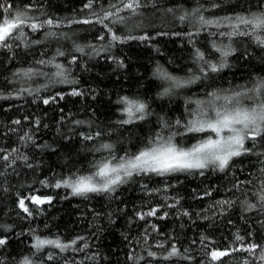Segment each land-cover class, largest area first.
I'll use <instances>...</instances> for the list:
<instances>
[{
  "label": "trees",
  "instance_id": "1",
  "mask_svg": "<svg viewBox=\"0 0 264 264\" xmlns=\"http://www.w3.org/2000/svg\"><path fill=\"white\" fill-rule=\"evenodd\" d=\"M0 3L12 5L11 13L0 12V21L26 10L37 23L54 22L36 31L25 25L24 35L9 41L11 48H0V239L6 240L0 246V264H19L24 257L32 264H264L260 138L246 140L252 150L233 157L223 171L209 166L164 176L134 174L111 191L83 196L54 187L57 181L90 174L110 151L117 157L136 152L161 130L163 120L173 124L187 120V110L196 107L190 100L207 99L212 91H244L264 79V45L249 36L219 35L232 29L201 26L198 16L191 15L200 7L199 15L213 20L247 16L264 12V0H144L136 14L119 13L122 22L106 20L111 33L96 18L114 12L110 5L119 6V0H93L91 8H85L88 0ZM186 14L190 15L181 21ZM86 19L92 22H80ZM244 30L251 31L241 26ZM113 34L121 40L113 41ZM217 49L229 55L222 56ZM197 50L204 53L203 60H197ZM41 60L51 63H37ZM204 61L224 67L205 76ZM158 66L184 79L202 78L161 96L167 85L155 75ZM28 68L37 74H18ZM122 97L145 102L150 114L122 124L128 118ZM243 103L252 101L245 98ZM17 120L19 124L14 123ZM96 133L101 135L84 139ZM192 136L177 140L191 145ZM104 143L113 149L97 152ZM33 195L51 200L36 205L26 199L29 216L19 200ZM152 209L155 215L141 219ZM35 236L59 237L70 247L61 251L45 245L38 251L32 247ZM253 243L259 247L252 252L234 250ZM173 246L179 255L165 259ZM212 250L228 254L212 261ZM149 252L157 255L150 257Z\"/></svg>",
  "mask_w": 264,
  "mask_h": 264
},
{
  "label": "snow or ice",
  "instance_id": "2",
  "mask_svg": "<svg viewBox=\"0 0 264 264\" xmlns=\"http://www.w3.org/2000/svg\"><path fill=\"white\" fill-rule=\"evenodd\" d=\"M144 0H119V6L116 4L110 5L111 8H115V11H105L102 16H97L96 22L103 25L108 32H112V29L105 24V21L111 18L113 22H122L123 16L119 13L123 11H130L132 14H136L143 5ZM93 0H88L85 8H91ZM217 7L215 3L212 5ZM26 9H30L31 5L25 6ZM171 11V9H169ZM202 11L200 7L193 9L191 15L198 16V23L201 26L214 25L219 28L221 25L230 27V32H220L219 35L232 36H249L253 38L258 45H264V12L250 13L249 15H235L225 16L218 19H208L203 15H199ZM0 12L11 13L12 5L0 3ZM93 15H96L95 13ZM186 14L180 17L181 21H184ZM81 23H91L90 20L80 21ZM54 22L49 19L42 23H37L34 18L28 15L26 10H17L10 16H4L0 21V48H11L10 40L19 39L24 35V27L31 28L36 31L45 25L52 26ZM241 26L245 29L241 31ZM49 35H56L55 33H49ZM188 35H191L189 33ZM103 39V36L100 37ZM131 39V37H128ZM113 41H120L121 37L113 34ZM215 47V45H214ZM78 51H83L82 48H78ZM221 52L222 56H228L229 52L217 49ZM58 55H64L63 52H57ZM197 60H203L204 53L197 50ZM75 59V57L73 58ZM39 64L51 63V61H37ZM201 67V72L207 75V72H217L219 68H223L224 64L221 63L219 68L216 64H208ZM58 69L61 65L57 64ZM191 71V70H190ZM18 74L29 77L37 74V70L32 68L18 70ZM57 75H63L62 72H57ZM155 75L163 82L166 83V87L160 93L161 96L171 95L176 90L184 89L189 85L195 84L200 80L201 76H193L187 79L177 77L168 73L164 68L157 67ZM227 91V90H225ZM76 94V93H73ZM207 99L190 100L189 103H194L196 107L194 109L187 110L188 119L182 121L177 119L174 124L170 121L163 120L160 128L161 130L154 135L147 138L143 142V146L136 152H126L125 155L117 157L111 151L109 156L103 160L96 162L93 165L94 171L88 175H77L74 179H64L57 181L54 187H67L70 188L73 195H86L88 193L106 192L111 191L115 186L122 184L126 179L131 178L134 174H149L154 173L160 176L177 172H190L192 170H203L209 166H214L223 171L233 157H238L243 153L250 152L252 149L245 146L246 140L256 141L257 138L264 140V79L258 80L253 87L245 89L244 91H232L231 94H220L216 91L208 92ZM252 101L251 104L245 105L243 99ZM45 104L49 103L48 100L44 101ZM120 103L124 105L122 111L127 119L121 121L122 124H130L136 120H144L150 113L147 112L148 105L139 100L129 97H122ZM19 124L20 121H14ZM173 127L176 131H173ZM182 129V130H181ZM167 133V134H165ZM188 134H193L191 137L195 140L191 145H185L177 140V137H184ZM196 134H203L199 139L196 138ZM101 133H96L95 136H85V140H93L99 137ZM21 139H24L21 137ZM113 145L110 143L101 144L96 149L99 152L101 149L112 150ZM3 159L7 161L8 155L3 156ZM26 159V157L24 158ZM203 174V172H201ZM43 183V182H42ZM260 201L264 204V195H261ZM26 199H30L32 203L41 205L51 200V197H39L31 196L22 198L19 200V207L23 212L29 216L32 215L28 206L25 203ZM222 203V202H221ZM250 208L255 205H249ZM156 209H152L146 214H141V219L144 215H155ZM188 213H185L187 215ZM167 215V214H165ZM82 239V238H78ZM237 240L243 241V237L237 236ZM33 248L38 251L45 245H51L55 248L63 251L70 247V244H64L60 241L59 237L55 239L41 238L40 236L34 237ZM73 240L71 244H75ZM6 240L0 239V246L5 245ZM163 247V245H159ZM259 246L255 243L250 244L247 248L241 247L240 249H234L235 251H248L252 252ZM227 251L212 250L209 255L212 261L220 260L221 257L227 255ZM150 257H155L157 254L149 252ZM179 252L175 246L168 253V257L178 256ZM54 257L52 254L48 255V259L52 260ZM264 260V255L260 257ZM19 264H32V261L28 257H24ZM245 264H248L245 261Z\"/></svg>",
  "mask_w": 264,
  "mask_h": 264
}]
</instances>
